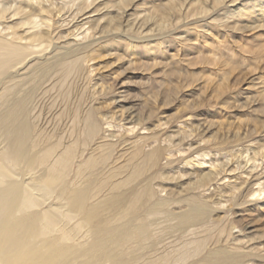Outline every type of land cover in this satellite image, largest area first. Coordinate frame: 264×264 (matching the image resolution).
<instances>
[{"label": "bare ground", "instance_id": "bare-ground-1", "mask_svg": "<svg viewBox=\"0 0 264 264\" xmlns=\"http://www.w3.org/2000/svg\"><path fill=\"white\" fill-rule=\"evenodd\" d=\"M123 1L0 0V264L260 263L231 215L264 199V150L212 147L164 119L161 85L126 94L89 64L156 50L113 21Z\"/></svg>", "mask_w": 264, "mask_h": 264}, {"label": "rangeland", "instance_id": "rangeland-1", "mask_svg": "<svg viewBox=\"0 0 264 264\" xmlns=\"http://www.w3.org/2000/svg\"><path fill=\"white\" fill-rule=\"evenodd\" d=\"M123 3L124 17L113 13V21L128 24L124 30L134 36L129 32L131 23H146L142 33L155 35L151 44L159 43L153 51L140 44L129 49L124 43L98 48L89 63L96 74L118 83L126 94L134 95L139 88L142 94H150L161 85L169 101L159 103L164 119L182 127L179 121L188 117L209 127L206 137L211 138L212 147L238 144L244 149L256 143L258 150H264V0ZM162 34L167 43L157 39ZM232 212L237 227L233 231L244 229L247 240L252 239L250 246L262 243L264 248V199L257 205L234 207ZM262 258L254 263L264 264Z\"/></svg>", "mask_w": 264, "mask_h": 264}]
</instances>
